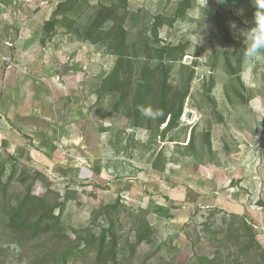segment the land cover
<instances>
[{
	"label": "rangeland",
	"instance_id": "rangeland-1",
	"mask_svg": "<svg viewBox=\"0 0 264 264\" xmlns=\"http://www.w3.org/2000/svg\"><path fill=\"white\" fill-rule=\"evenodd\" d=\"M63 1L0 0V120L16 92L28 102L43 87L55 114L58 103L63 121L76 122L87 156L68 176L37 171L0 148L1 186L7 185L8 202L22 198L39 172L31 194L56 207L54 215L64 204L58 235L42 238L9 229L0 206V264H55L58 252L75 247L76 238L97 233L107 222L117 238L118 264H194L214 252L213 234L202 232V225L211 232L223 229L227 214L245 218L264 247V56H245L242 40L229 26L234 21L250 27L252 0H188L182 18H176L177 8L187 0H125L121 13L133 65L130 84L141 68L159 64L147 59L154 48L181 45L184 50L177 61L164 62L174 89L183 92L192 72L179 126L165 134V125L157 128L154 122L148 129L131 128L128 100L107 91L109 84L102 86L115 63L106 45L93 46L60 27L51 37L45 35L43 25ZM86 1L77 19L81 30L100 4L112 0ZM227 61L236 77L227 72ZM120 73L129 81L125 64ZM23 176H28L25 184L19 181ZM221 201L243 209L227 212ZM115 203L117 213L103 215L101 210ZM213 209L219 211L211 217ZM141 211L153 241L133 252V216ZM48 241L56 244L53 251L45 248ZM93 259L89 253L73 264H94Z\"/></svg>",
	"mask_w": 264,
	"mask_h": 264
},
{
	"label": "trees",
	"instance_id": "trees-1",
	"mask_svg": "<svg viewBox=\"0 0 264 264\" xmlns=\"http://www.w3.org/2000/svg\"><path fill=\"white\" fill-rule=\"evenodd\" d=\"M85 5H87L86 0H65L58 3L52 13V19L43 25L45 35L51 37L55 34L56 28L60 27L67 34H72L93 46H107L110 54L115 57V63L102 86L105 87L109 84L107 91L113 94L120 93L122 101L128 100L126 119L131 128L148 129L153 122L157 128L165 125L164 134L178 128L183 114V103L188 95L189 84L192 80V72L186 81V88L183 92L176 90L168 83V73L164 62L173 63L180 59L184 52L182 46L154 48L152 55H147V59L157 61L159 64L153 70L148 67L141 68L136 82L130 84L133 65L128 54V33L123 25L124 14L121 13L125 9L126 1L112 0L109 3L100 4L91 23L85 30H81L77 19ZM189 7L188 0L179 4L176 18H182ZM255 11L254 6L253 14ZM153 23L155 27L159 25L157 20ZM261 53L264 56V51ZM124 64L128 70L127 80L129 81L120 76ZM226 67L229 75L236 77L237 73L234 72L228 61ZM153 72H158V74L154 75ZM122 89L125 92H122ZM147 108H151L154 112H160L162 115L155 118L146 117L142 112ZM191 146L192 138L190 137L187 147ZM3 173L4 170L0 165V186ZM41 175L39 172H34L32 183L26 186L25 195L13 205L6 200L7 185L1 186L0 206L2 213L7 217L9 229L16 234H28L34 238L58 235L64 204L58 206L59 213L54 215L56 207H50L45 200L31 194L32 185ZM10 179L11 175L6 184L10 182L8 181ZM27 180L28 176H23L19 181L21 184H25ZM69 200L71 198L69 194H66L64 201ZM117 210L118 204L115 203L105 206L101 212L110 217V214L117 213ZM216 211L219 210L213 209L210 216L213 217ZM227 216L228 223L224 219V228L218 229L216 232H211L208 224L202 225V232L213 234L209 242L214 247V252L211 258L198 257L194 264H264V247L258 241L253 227L245 218L236 214H227ZM133 217L136 229L134 242L130 247L134 252L142 244H151L153 230L151 225L142 217V211L139 216ZM107 223L97 233L88 231L86 238H76L75 247L58 252L55 264H73L87 257L89 253L93 254L94 264H118L117 238L113 233V224ZM219 235L221 238L218 237ZM59 239L57 238L56 241L58 242ZM48 244V247L45 248L53 251L56 244L50 241Z\"/></svg>",
	"mask_w": 264,
	"mask_h": 264
},
{
	"label": "crops",
	"instance_id": "crops-1",
	"mask_svg": "<svg viewBox=\"0 0 264 264\" xmlns=\"http://www.w3.org/2000/svg\"><path fill=\"white\" fill-rule=\"evenodd\" d=\"M54 83L57 84L56 81ZM74 86L72 87L75 89ZM55 87L59 88V85ZM21 88L22 85L19 89ZM16 93L14 101L11 103L7 100L2 108L6 117L2 116L0 120V148L37 171L45 169L54 173L57 171L58 175H75L77 159L87 158L82 134L77 135L78 130L74 128L76 122L63 121V107L58 106V103L56 109L61 110L62 114H59V110L55 114L56 111L52 110L49 102V93L44 92L43 87L35 94L31 93L28 102L23 101L22 95L19 97ZM14 122L12 126L11 123ZM61 150L65 152L64 156L61 155ZM220 203L221 209L227 212L240 214L239 211L243 209L230 202Z\"/></svg>",
	"mask_w": 264,
	"mask_h": 264
},
{
	"label": "clouds",
	"instance_id": "clouds-1",
	"mask_svg": "<svg viewBox=\"0 0 264 264\" xmlns=\"http://www.w3.org/2000/svg\"><path fill=\"white\" fill-rule=\"evenodd\" d=\"M256 11L253 14L250 27H241L234 21L230 22V29L233 37L242 40L244 45V55L249 58H255L259 53L264 51V0H252ZM243 9H239V15H243ZM247 23V22H246ZM144 116L155 118L162 115L160 112H154L151 108H147Z\"/></svg>",
	"mask_w": 264,
	"mask_h": 264
},
{
	"label": "built area",
	"instance_id": "built-area-1",
	"mask_svg": "<svg viewBox=\"0 0 264 264\" xmlns=\"http://www.w3.org/2000/svg\"><path fill=\"white\" fill-rule=\"evenodd\" d=\"M61 154L64 156V155H65V152H61ZM77 162H78L79 165H81V166L85 164V160L82 159V158H78V159H77Z\"/></svg>",
	"mask_w": 264,
	"mask_h": 264
},
{
	"label": "water",
	"instance_id": "water-1",
	"mask_svg": "<svg viewBox=\"0 0 264 264\" xmlns=\"http://www.w3.org/2000/svg\"><path fill=\"white\" fill-rule=\"evenodd\" d=\"M185 119H187V120L191 119V113L190 112L185 113Z\"/></svg>",
	"mask_w": 264,
	"mask_h": 264
},
{
	"label": "bare ground",
	"instance_id": "bare-ground-1",
	"mask_svg": "<svg viewBox=\"0 0 264 264\" xmlns=\"http://www.w3.org/2000/svg\"><path fill=\"white\" fill-rule=\"evenodd\" d=\"M191 120V119H190Z\"/></svg>",
	"mask_w": 264,
	"mask_h": 264
}]
</instances>
